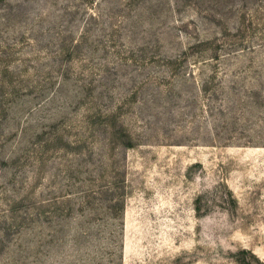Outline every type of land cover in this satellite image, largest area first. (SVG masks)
<instances>
[{
  "label": "rangeland",
  "instance_id": "1",
  "mask_svg": "<svg viewBox=\"0 0 264 264\" xmlns=\"http://www.w3.org/2000/svg\"><path fill=\"white\" fill-rule=\"evenodd\" d=\"M0 264H264V0H0Z\"/></svg>",
  "mask_w": 264,
  "mask_h": 264
}]
</instances>
